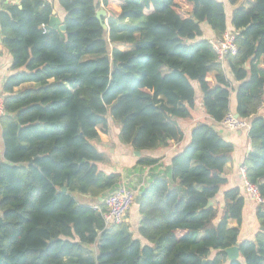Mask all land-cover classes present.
<instances>
[{
  "label": "trees",
  "instance_id": "1",
  "mask_svg": "<svg viewBox=\"0 0 264 264\" xmlns=\"http://www.w3.org/2000/svg\"><path fill=\"white\" fill-rule=\"evenodd\" d=\"M227 2L231 21L220 0H59L63 33L47 30L48 0H0L12 57L1 89L0 264H264V203L258 233L242 242V189L215 204L235 151L215 124L232 111L251 125L244 167L264 198V0ZM230 28L238 54L219 63L211 41ZM199 104L214 123L193 127L169 176L134 187L143 193L136 231L107 226L103 201L122 176L100 168L109 159L95 142L110 134V119L140 152L137 166L150 168L161 160L143 154L185 141L179 120ZM235 246L242 260L229 263L225 250Z\"/></svg>",
  "mask_w": 264,
  "mask_h": 264
},
{
  "label": "crops",
  "instance_id": "2",
  "mask_svg": "<svg viewBox=\"0 0 264 264\" xmlns=\"http://www.w3.org/2000/svg\"><path fill=\"white\" fill-rule=\"evenodd\" d=\"M220 1L224 3L229 21H231V16L234 9L230 7L227 0ZM48 2H50L54 6L57 16L59 17L60 21L63 22L65 11L61 7L59 0H48ZM203 28L205 32V38L210 40L215 38L212 30L208 26L204 25ZM230 30L232 31V28H230ZM11 62V54L8 50L3 48L0 36V95L5 79L12 74V72L10 71ZM226 73L233 87L236 88L238 84L235 82L233 75L230 73L229 69L226 70ZM231 102L232 107L235 110L237 106L235 92L232 93ZM260 112L264 115V104L262 105ZM232 113L236 115L235 112L232 111ZM192 115V119L190 120H179V124L185 130V141H183L182 143H172L167 149L150 151L143 154V156L160 158V163L157 166L150 168H141L137 166L138 157L136 156V151L131 146L121 143L119 139L120 127L112 119H110V134L106 135L100 133V140L98 142H95V146L97 147V149L101 153L105 154L109 159V164H102L100 165V168L106 173H120L122 178L131 181L130 184H132V186L139 185L141 181V184L138 187L143 186L145 182H150V178L153 175L169 176L171 168L170 160L173 156L183 150L184 147L188 144L193 127L203 121L209 122L211 124L214 123L212 119H210L203 113L201 104H199V109ZM215 128L220 132L223 138L226 141L232 143L235 148L233 159L226 166L224 173V177L227 179L228 184L223 187L220 195L215 202L216 205L221 206L223 204L224 193L228 189H242L243 178L241 169L244 166L247 155L251 151V144L249 139V131L231 132L223 128L220 124H215ZM1 135L2 130L0 126V161H2L4 158V146ZM244 197L246 202L243 210V221L241 224L239 238L240 242L245 240H253L260 228L256 219L257 206L250 199L246 198V196ZM139 221L140 216L138 214V209L135 207L132 209L130 216L127 218L126 222L134 226L135 228H133L136 231ZM236 225V222L231 223V226Z\"/></svg>",
  "mask_w": 264,
  "mask_h": 264
},
{
  "label": "built area",
  "instance_id": "3",
  "mask_svg": "<svg viewBox=\"0 0 264 264\" xmlns=\"http://www.w3.org/2000/svg\"><path fill=\"white\" fill-rule=\"evenodd\" d=\"M10 3H16L19 0H7ZM217 54L218 62L224 63L229 56L238 54V45L236 34L233 31H227L220 40L211 41ZM5 115L4 97L0 95V118ZM220 125L228 131H250L251 125L247 120L237 118L232 112L227 114ZM243 178L242 192L246 198L250 199L256 206L264 203V198L258 187L251 184L246 177V168L241 169ZM139 193L130 187L119 186L118 189L106 196L103 204L106 211L103 218L107 226L121 225L126 223L131 210L136 204V198ZM99 209V206H96Z\"/></svg>",
  "mask_w": 264,
  "mask_h": 264
},
{
  "label": "water",
  "instance_id": "4",
  "mask_svg": "<svg viewBox=\"0 0 264 264\" xmlns=\"http://www.w3.org/2000/svg\"><path fill=\"white\" fill-rule=\"evenodd\" d=\"M107 15L108 14H107V11L105 9H101L100 11L97 12V18L101 22H102L103 18L106 17ZM55 26H59L60 27V30L63 33H66V31H67L66 26H65V24H63L60 21V19L57 16V13L56 12L53 13V16L51 17V20H50V24L47 27V30H51ZM102 26H103V28L105 30H108L107 24H105V23L102 22ZM236 117L239 118V115H236ZM136 156L139 157L140 156V152H136ZM63 192H67V188H63ZM142 196H143V193L142 192L137 195L136 205H138V206L141 205ZM225 253L228 256V262L229 263L236 262V261H241L242 260L241 255H240V250H239V247L238 246H235V247H232V248H229V249L225 250Z\"/></svg>",
  "mask_w": 264,
  "mask_h": 264
},
{
  "label": "rangeland",
  "instance_id": "5",
  "mask_svg": "<svg viewBox=\"0 0 264 264\" xmlns=\"http://www.w3.org/2000/svg\"><path fill=\"white\" fill-rule=\"evenodd\" d=\"M112 47H113V46L110 44V49H111V50H112ZM115 134H116V133H115ZM120 183H121L120 187H121V186H122V187H123V186H126V187H130V188H133V189H134V187H135V186H132V184H130L131 181H128V179H125V178H122ZM145 183H146V182H145ZM133 185H134V184H133ZM135 190H136V189H135ZM136 191L138 192V190H136ZM138 193H139V192H138ZM87 202H89V201H87ZM129 216H130V214H129ZM129 216H128V217H129ZM133 227H134V226H133ZM134 228H135V227H134Z\"/></svg>",
  "mask_w": 264,
  "mask_h": 264
}]
</instances>
